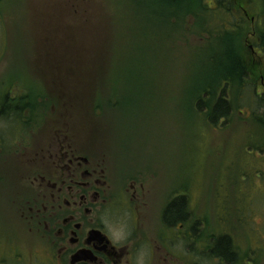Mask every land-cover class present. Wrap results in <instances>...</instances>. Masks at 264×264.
<instances>
[{"label": "rangeland", "instance_id": "obj_1", "mask_svg": "<svg viewBox=\"0 0 264 264\" xmlns=\"http://www.w3.org/2000/svg\"><path fill=\"white\" fill-rule=\"evenodd\" d=\"M239 1L255 19L244 16V31H238L242 60L263 96L264 0ZM197 5L196 0H0V108L6 95L24 96L18 105L34 110L29 115L35 118L20 122L23 129L0 120V134L8 142L0 150V264L47 260L21 220L29 148L13 140L25 143L32 123L39 128L38 139L61 123L79 126L86 135L111 141L119 167H156L166 181L162 186L186 200L181 255L210 256L213 238L226 235L233 244L229 254L234 250L264 264V126L252 114L264 110L252 108L251 87L227 90L232 113L224 126L220 121L213 127L206 109L197 110L203 92L235 74L229 51L237 57L231 47L235 28L227 13L215 10L214 0L204 2L211 12L192 24L196 35L186 30L191 18L180 31L183 11ZM48 22L58 35L46 33ZM65 45L74 54L58 64L70 69L50 70L47 51ZM62 81L75 87L67 90H74V99L65 97ZM53 113L68 114L69 120L57 122ZM189 213L195 224L191 237Z\"/></svg>", "mask_w": 264, "mask_h": 264}, {"label": "flooded vegetation", "instance_id": "obj_2", "mask_svg": "<svg viewBox=\"0 0 264 264\" xmlns=\"http://www.w3.org/2000/svg\"><path fill=\"white\" fill-rule=\"evenodd\" d=\"M239 10L243 18L255 21L242 5ZM47 25L48 35L57 34L54 25ZM68 51L66 45L51 47L46 53L48 68L68 71L69 65L58 64L74 54ZM69 83L62 81L60 88L66 98L74 99V90H67L75 87ZM53 115L57 122L69 120L68 114ZM31 127L25 143L13 140L29 148L28 155L19 152L23 158L26 155L24 164L30 163L25 166L21 220L44 247L45 264H256L251 258L181 255L180 231L187 218L184 214L182 219L174 206L181 195L162 186L166 181L156 167L151 171L119 167L111 141L99 139L102 134L86 135L79 126L61 123L41 139L36 138L37 123ZM188 221L191 237L195 224L190 213Z\"/></svg>", "mask_w": 264, "mask_h": 264}, {"label": "trees", "instance_id": "obj_3", "mask_svg": "<svg viewBox=\"0 0 264 264\" xmlns=\"http://www.w3.org/2000/svg\"><path fill=\"white\" fill-rule=\"evenodd\" d=\"M198 5L196 9H185L183 11V15L181 17L185 18L182 19V22L179 24V29L182 26L183 33L185 32V27L183 28V25L186 23H189L190 18L193 19V23H189L190 26L187 27V32H189L191 35H196V32H193L191 29L192 24H198L201 19H203L201 16H204L208 14V12H211L209 8L204 7V2L207 0H196ZM230 1L232 3H230ZM216 3V8L215 10H220L222 12H225L229 15L231 19V23L234 26L235 30L233 31L234 37L236 39L235 44H231V47L234 51L237 53V57L233 56V51L230 50L228 53V59L229 63L231 65V70L235 72L234 75L230 76H223L221 78V83L218 86H215V88H212V91L210 92H203L201 96L198 97L197 100V110H205L207 113L205 114V117L207 121L213 126L217 127L218 123L223 121L222 125L224 126L227 121H229L232 113V104L229 98L226 96L227 90H234L236 92H241L244 91L247 87L252 88V98H251V104L254 106H258L260 108L259 110L263 111L264 110V95L259 96L257 94L256 86L254 82H252L251 78V73L248 70V67L246 66L245 62L242 60V51L243 50V45L241 42V33H238V31H244V25H245V20L241 16L240 11L238 9L240 8L241 2L239 0H236L237 4H234V0H214ZM227 3V4H226ZM226 4V5H225ZM243 6V5H242ZM188 19V21H186ZM176 24V23H175ZM180 31L182 32V30ZM262 31V30H261ZM205 33V31H204ZM260 34V40L261 43L259 47L262 49V53L264 55V32L259 33ZM241 38V39H240ZM263 65V66H262ZM262 67L261 69H264V60L262 61ZM262 76V77H261ZM259 78L260 80L264 78V75L262 74ZM7 94V93H6ZM58 96H60L58 94ZM100 97L102 95H99ZM204 96H207L212 98L211 100H204ZM24 97V96H22ZM19 97L18 99L11 100L9 97L6 95L4 99L2 100L1 108H0V120L3 121H8V123H17L21 124L22 122L25 121L26 124L30 123L33 119L28 116V118H25L24 113H26V110H29L27 113H31L34 110L29 109V107H20L18 105L19 101L21 100ZM107 97V96H105ZM59 98V97H58ZM206 99V98H205ZM41 103H46V101H43ZM40 104V103H39ZM99 109V108H98ZM102 110V109H101ZM41 111H39L40 113ZM252 114L257 120H260L261 118L263 120H260V124L264 126V111L261 113L259 116L257 111H252ZM34 118V117H33ZM21 122V123H20ZM258 122V121H257ZM22 125V124H21ZM25 126V125H24ZM27 126V125H26ZM25 126V127H26ZM22 127V126H21ZM30 127V126H29ZM27 128V127H26ZM3 135L0 134V150L4 149L8 144ZM3 143V145H2ZM6 149V148H5ZM2 151V150H1ZM175 208H179L181 218L183 219L184 217V207H185V199L181 198L179 202L174 205ZM213 245L215 244L214 248H210L208 253L209 255L212 256H218V257H226L229 260L233 259L235 257H238L234 250L232 253H228V248L232 250L233 244H232V239L226 235H222L220 237H214L213 238ZM212 247V246H211Z\"/></svg>", "mask_w": 264, "mask_h": 264}]
</instances>
